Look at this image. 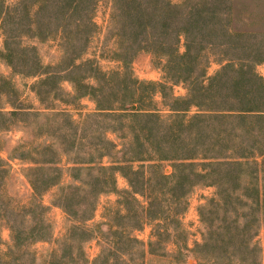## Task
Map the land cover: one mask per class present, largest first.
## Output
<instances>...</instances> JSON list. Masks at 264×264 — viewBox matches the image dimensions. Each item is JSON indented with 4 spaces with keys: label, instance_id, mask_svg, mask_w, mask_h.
<instances>
[{
    "label": "rangeland",
    "instance_id": "1",
    "mask_svg": "<svg viewBox=\"0 0 264 264\" xmlns=\"http://www.w3.org/2000/svg\"><path fill=\"white\" fill-rule=\"evenodd\" d=\"M118 1L0 0V153L6 170L0 172V264H264V207L234 206L240 197L254 202L256 190L249 183L255 169L249 168L241 182L239 172L225 178L221 174L228 167L209 165L219 151L234 149L233 142L217 146V125L210 119L174 117L188 104H173L171 96L188 97L190 85L179 81L176 71L166 75L161 57L140 51L125 65L113 54L117 42L174 41L176 32L161 28L167 21L188 30L181 37V53L187 40L195 42L194 56L202 44L213 43L201 60L206 84L229 59L239 58L255 60L254 71L264 79V0H188L181 12L169 16L160 10L163 0H139L146 11L136 24L126 5L130 0H122L114 12ZM136 25L143 29L137 35L132 32ZM234 75L226 69L213 82L214 90L230 95ZM128 80L167 85L164 94L140 87L143 99L133 107L156 109L161 121L96 116L103 114L95 97L82 94L105 86L114 101L113 90H124ZM188 109L187 118L198 113L196 107ZM247 126L238 151L256 146L248 130L258 122ZM234 128L242 126H229L235 134L227 141L241 142ZM258 136L261 142L264 135ZM133 139L135 145L129 146ZM109 141L119 152L104 157L112 149ZM142 141L155 162H129L146 151ZM187 155L196 158L180 159ZM261 160L262 200L264 156ZM117 161L138 171L130 174L131 182L125 175L129 169L109 171L107 185L108 173L90 169V163ZM178 163L197 164L182 168L172 180ZM40 164L57 168L60 179L37 199L45 211L33 206L29 178L42 179V173L31 171ZM42 216L50 224L49 237L38 241ZM80 221L86 230L79 228Z\"/></svg>",
    "mask_w": 264,
    "mask_h": 264
},
{
    "label": "trees",
    "instance_id": "2",
    "mask_svg": "<svg viewBox=\"0 0 264 264\" xmlns=\"http://www.w3.org/2000/svg\"><path fill=\"white\" fill-rule=\"evenodd\" d=\"M163 6L160 8L162 12H165L167 15L169 14H178L186 5V1L181 4H174L171 0H163ZM122 0L115 2L114 12L118 11L116 5L122 4ZM127 7L135 13V24L140 22V20L145 15L146 8L143 10L142 5L140 4L139 0H130L126 3ZM148 10V9H147ZM169 16V15H168ZM178 18L179 16H175ZM115 18H119L118 15ZM173 22L164 21L161 25V28L165 30L166 33H173L176 32V38L172 42L166 41H149L148 39H142L138 41L136 39L132 42H117L115 43V50H113L114 57L122 61L125 65L131 63L133 58L138 54L140 51L148 50L154 56H159L163 59L162 61V68L166 75L170 74V72L176 71L178 72V80L182 82H188L190 85L189 96L186 98H176L171 96V101L173 104H177L179 102H187L188 106L185 109L187 112L189 107H196L198 108V113L193 116H189L188 118L185 116V112L183 114L177 113L174 116L175 118L182 117L186 119L185 122L194 121L195 119H203L206 121L207 119L214 121L217 125V136L215 144L217 146H221L223 142H233V148L227 154H224L223 151H219L214 159L216 162H212L209 165L216 168H222L223 166L228 167L227 171L221 176L225 178L230 177V175L236 172H239L241 182H244L245 174L249 168L255 169L251 173V182L250 185H253L256 190V197L254 198V202H246L244 201L245 198H238L234 204L235 210L243 209V208H253L256 207L258 210L261 209V205L264 207V199L261 200L263 193H261V180H260V170L259 167L262 164V160L260 159L264 156V148L261 147V142L264 144V139L261 142L258 140V135H264V79L259 77L255 71V60L250 61L245 58H239L238 61L234 59H229V62L226 66L223 67L221 72L217 74L215 77L210 78L208 84H206L207 79L205 78V66L202 65V58L203 52L208 51L209 49L213 48V43L202 44L200 46V50L194 56L193 48L195 46L192 45L190 40H187L185 43V51L181 53V37L182 35L188 34V30L184 28L178 27ZM176 25L177 29H173L172 26ZM136 32L132 31L134 34H138V31L142 32L140 25H136ZM146 30V29H144ZM136 34V35H137ZM263 60V59H262ZM260 59H257L256 63L259 62ZM248 62V63H246ZM236 67H239L237 71H235ZM226 69H230L231 71L235 72V75L232 77V81L234 82L233 87L231 88L230 95L226 94L225 96L222 91H215L213 82L215 80L221 79L224 71ZM188 70V71H187ZM182 71L186 73V75H182ZM198 71V77H195L196 72ZM200 72V73H199ZM184 76V77H183ZM238 76V77H237ZM127 87L122 91H115L114 92V101H111L109 98V93L106 91L105 86L101 87H90L86 92L82 94H91L95 97L98 110L103 115H96V116H104V117H112V118H130L133 120L141 119L143 117H151L156 118L157 120H162V115L155 109V111L145 112L142 108L136 107V104H140L143 97L140 93V87H155L161 90V93L164 94V91L167 89V85L164 83H145L140 82L138 80H128ZM196 84V88L192 89V84ZM218 85V84H217ZM216 85V86H217ZM195 92V94H194ZM195 95V96H194ZM166 96V95H165ZM163 95V98H165ZM109 102V105H106L105 102ZM171 110L178 112L179 110L176 109L172 104H168ZM94 116V115H93ZM251 121H257V127H251L248 131L252 132L254 141L256 146L251 147V149L244 148L241 151H238V148L243 147V139L245 136V132L247 131V124ZM240 122V123H239ZM239 124L242 128H234L237 134L235 137L238 138L241 142L237 139L229 140V135H234L235 133L228 131V127L233 124ZM136 130V128H135ZM117 129H110L107 132H116ZM139 134L140 139L146 140L144 133L142 134V129H137L136 131ZM179 129L174 130V134L178 135L174 139L177 140L179 138ZM142 134V135H141ZM137 142H140L137 140ZM142 147H146L147 144L145 141H142ZM110 146L112 147L111 151L104 153V157H112L113 153H117V146L112 142L109 141ZM129 146L134 144V139L128 143ZM122 146H126L123 144ZM215 146V145H214ZM237 147V149H236ZM249 153L245 154V151H249ZM150 148L146 147V151L142 150V157L139 159L131 160L129 162L134 161H142V162H155L153 158H156L155 155L149 153ZM103 157V158H104ZM192 158H196V155L191 156L187 155L186 157L180 158L182 160H190ZM162 160V159H161ZM225 160V161H224ZM264 161V160H263ZM4 160L1 158L0 153V172H5V165L3 164ZM120 161L115 162V165L111 166H104L99 164V166H95V163H90V169H97L98 172H105L110 175V181L106 180L105 184L107 185L109 182L111 183V174L109 171H113L115 169L124 170L129 169L128 173L125 175L129 178L130 181V174H136L138 171L133 170L131 166L122 165L119 163ZM180 162V161H179ZM197 163H178L174 165V174L171 175L172 180L178 177V173L182 171V168H187L188 166H195ZM31 171L42 173V179L38 177H33V175H29L30 183L33 188V195H35V204L34 207L42 209V211L47 210V207L42 202H37L39 197H42L45 192H48L53 187H56L59 182V172L57 168L48 167L44 164H40L39 167L35 169H31ZM216 173V170H213ZM197 175L196 173H194ZM145 182L148 183L150 180L149 177H145V172L143 174ZM45 177V178H44ZM61 177V176H60ZM164 178L168 179L163 175ZM162 177V178H163ZM254 179V180H253ZM256 180V181H255ZM131 182V181H130ZM242 184V183H240ZM245 195V194H244ZM33 199V200H34ZM228 203V201L225 200ZM233 204V203H232ZM219 207L221 205L218 204ZM66 208V207H65ZM15 210V208H14ZM66 212H70L69 209L66 208ZM6 212V211H5ZM247 215V214H245ZM43 218L40 217V223L38 224L39 230L43 231V234L36 238L38 241L47 240L49 237V227L50 224L48 220L43 222ZM237 222V220L235 221ZM81 226L79 228L86 230L84 227V221H80ZM11 230L14 231V227L11 225ZM247 227L251 226L247 224ZM238 233V231H237ZM239 235V233H238ZM233 239L235 236L233 235ZM85 263V262H84ZM243 263V262H242ZM241 263V264H242ZM246 264V263H244Z\"/></svg>",
    "mask_w": 264,
    "mask_h": 264
}]
</instances>
